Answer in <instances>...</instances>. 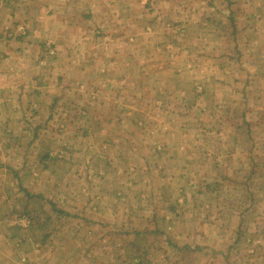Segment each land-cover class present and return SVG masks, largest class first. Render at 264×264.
<instances>
[{"label": "rangeland", "instance_id": "rangeland-1", "mask_svg": "<svg viewBox=\"0 0 264 264\" xmlns=\"http://www.w3.org/2000/svg\"><path fill=\"white\" fill-rule=\"evenodd\" d=\"M65 4L76 14L93 6L86 0ZM100 4L90 17L73 18L87 31L68 34L74 47L61 51L47 36L35 50L46 93L30 89L22 99L25 112L14 99L1 107L0 122L28 124L34 117L42 124V115L51 113L46 139L62 140L66 155L50 148L42 179L23 177L26 162H14L20 175L0 176V184L20 188L6 202L16 208L0 205V220H11L7 230L20 239L28 232L33 213L23 209V185L43 190L39 185L47 180L51 189L31 198L37 212L40 202L59 206L61 188L104 184L108 199L120 197L128 211L131 227L121 237L114 233L109 249L126 253L122 264L138 262V252H147L141 264H264V20L249 25L248 16L263 12L264 0H173L172 8L157 2L172 13L167 21L141 12L138 3L119 2L108 8L122 13L119 37V19H108ZM167 139L172 144L165 148L161 141ZM154 210L158 222L152 221ZM143 227L149 232L138 234ZM124 236H130L126 244Z\"/></svg>", "mask_w": 264, "mask_h": 264}, {"label": "crops", "instance_id": "crops-1", "mask_svg": "<svg viewBox=\"0 0 264 264\" xmlns=\"http://www.w3.org/2000/svg\"><path fill=\"white\" fill-rule=\"evenodd\" d=\"M2 1L5 2L3 3ZM86 1L92 2L93 6L88 4L89 11L85 10L76 14L70 8H65L66 0H0V3L9 7L7 10H0V110L2 106H7L9 101L14 99L13 104H16L14 107L18 109L20 107L19 111L25 112L27 105H24V102L22 103V99L26 96V93H29L30 89H35L33 93H46L45 84L47 77L34 66V57L37 52L35 50H40L43 43L42 40H45L47 36H51L54 39L53 42L59 45L57 47L59 50H69L73 46L70 45L69 39L67 40L69 33L77 29V33L87 34L84 28L77 26L79 23L73 18L79 19L85 13H87L86 17H90L91 13L98 12L100 8L95 4L102 2L100 5L105 8L103 12L109 10L110 13L106 15L108 19H119L118 30L116 31L118 37L124 31L120 29L123 16L121 15L122 13L118 12V9H115V11L111 8L108 9L111 5L119 4V2H133L138 3L141 12L151 15L155 19L167 21L172 16V13H167L163 8H160L157 2H163L164 8H172L170 3L173 0ZM50 2L61 4L62 7L47 8L45 4ZM35 5L37 7L32 10L31 7ZM173 8L175 7L173 6ZM198 11L199 9H194V13H198ZM262 14H264V11L259 14L253 11L248 13L251 19L249 25H254L259 19L264 20V15ZM48 15L53 20L54 18L57 19L55 20L56 22L52 21L51 24L48 21L50 19H46ZM191 18H189V21ZM186 20L182 21V19H179L181 22ZM209 20L211 21L212 19L209 18ZM181 22L179 26L184 25ZM143 25V28H148L145 21H143ZM51 29H54L55 33L60 36L59 39L54 37ZM105 30L104 28L102 31ZM235 32L237 33L238 29ZM260 42L262 43L261 46H264V39L260 40ZM63 44L65 45L62 46ZM258 46L260 48V45ZM61 64L67 68L66 62L62 61ZM14 93H22V95H19L20 98L16 96L17 99H15L13 98L15 97ZM8 98L10 100H7ZM50 114L42 115L46 120L42 124L39 121L36 122V119H33L34 117L28 124L23 120L17 121L10 118L0 122V176L3 177L4 175L5 177V174L9 173L12 177L19 176L18 166L15 167L13 163L23 159L26 162L25 165H23L24 163L21 165L23 177L39 176V179H42L40 174H47V170H45L47 167L46 162L51 159L48 150L55 148L60 150V156L66 155L63 151L64 148L61 147L62 140L46 139L50 138L46 131L48 126L45 125V123H48L47 120L50 118ZM38 117L42 118L41 115ZM75 128L77 130L78 126ZM86 130H90V125H87ZM170 133L168 131L166 137ZM41 140L48 141L47 145H40ZM51 142L54 145H51ZM161 142L165 148L166 142H168L167 144L171 143L170 139H167L165 143L163 140ZM184 146L185 144L182 145L183 150ZM90 148H92V145H90ZM71 153L69 156H72ZM85 153H89V149ZM35 163H38L40 167L38 171L34 170L33 166ZM181 166L185 167L184 165ZM89 174V178L95 177L94 173ZM63 176L61 175L60 178ZM162 176H164V173ZM99 177L106 178L105 175ZM41 182L42 185L39 186L43 187V190L37 189L32 184L23 185V209L28 213H33V223L35 222L26 230L28 231L26 232L27 236L24 235L20 239L19 234H11L7 230V226H13V222L11 220H0V226L2 227L0 231V264H122L126 262L124 258L127 255L124 251L118 250L115 254L109 250L111 242L114 240V233L121 237V234H124L122 229H126L127 226L131 227L126 219L128 215L126 204H122L120 197L117 200L108 199L111 192L110 189L104 187V184L93 186L90 183L85 185V187L74 188L72 191H65L61 188V191L56 193L59 206L50 202L46 204L40 202L38 204L39 209L36 212L31 207L33 194H46L51 189L47 184V180H42ZM19 190L18 186L11 185L9 187L3 183L2 185L0 184V205L2 209L13 211L16 208L13 204H11L13 205L12 207L7 208L6 202L10 199L8 195H17ZM98 200H101V202L99 203ZM162 204H160L159 208H167V205ZM154 212L156 213V210L151 215L152 221H160V218L156 217ZM168 218L167 211L164 215L167 226L170 225ZM47 222L54 223H51V227L47 228L42 225ZM148 232L149 230L144 228L138 234H146ZM165 232L159 230L161 235L165 234ZM154 233L157 234L158 231ZM120 237L116 245L120 244ZM127 237L129 238L130 236ZM128 238L124 236L123 242L125 244L128 242ZM164 240H166L167 244L172 242L167 238ZM146 255L147 252H138V262L134 264H141Z\"/></svg>", "mask_w": 264, "mask_h": 264}, {"label": "trees", "instance_id": "trees-1", "mask_svg": "<svg viewBox=\"0 0 264 264\" xmlns=\"http://www.w3.org/2000/svg\"><path fill=\"white\" fill-rule=\"evenodd\" d=\"M230 17V16H229ZM232 19H231V17H230V24L232 25ZM232 32L235 34V30H232ZM250 196H251V194H250Z\"/></svg>", "mask_w": 264, "mask_h": 264}, {"label": "built area", "instance_id": "built-area-1", "mask_svg": "<svg viewBox=\"0 0 264 264\" xmlns=\"http://www.w3.org/2000/svg\"><path fill=\"white\" fill-rule=\"evenodd\" d=\"M23 221H24V222H27V223H29V221H26V219H25V220H23ZM23 221H22V222H23Z\"/></svg>", "mask_w": 264, "mask_h": 264}]
</instances>
